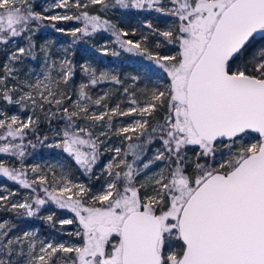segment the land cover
Wrapping results in <instances>:
<instances>
[{"label": "snow or ice", "instance_id": "6c2138e0", "mask_svg": "<svg viewBox=\"0 0 264 264\" xmlns=\"http://www.w3.org/2000/svg\"><path fill=\"white\" fill-rule=\"evenodd\" d=\"M95 6L99 12L151 9L175 17V26L161 30L146 22L145 27L153 38H162L157 48L178 45L179 51L149 52L146 35L122 39L129 33L91 14ZM73 20L83 26H58ZM47 27L71 35L72 44L111 32L120 49L150 62L145 73L162 69L170 83L163 90L125 86V98L111 105L119 89L98 97L90 89L124 82L85 63L79 71L86 80L73 101L68 88L77 69L67 57L71 45L58 59L52 44H37L36 34ZM37 50L42 76L32 82L17 65L36 59ZM100 51L109 54L106 47ZM0 53L5 58L0 101L33 112L22 119L0 109L5 142L0 153L20 163L18 168L0 163V175L29 190L0 191V210L39 218L53 228L79 225L67 233L79 243H69L41 240L29 231L14 235L16 224L0 220V264H264V0H53L43 11H36L32 0H0ZM131 80L136 85L139 77ZM121 117L133 119L118 123ZM55 120L64 128L53 127ZM41 123L53 139L62 136L47 147L60 148L89 179L104 178L98 190L63 171L57 175L54 165L26 171L27 149L36 147L31 140L25 143L29 133L41 144L49 140L37 134ZM252 133L258 141L245 143ZM113 137L126 147L112 146ZM221 148L228 158L216 166ZM106 153L111 158L102 164ZM51 205L74 217L57 221L55 211L41 216Z\"/></svg>", "mask_w": 264, "mask_h": 264}, {"label": "rangeland", "instance_id": "374dc122", "mask_svg": "<svg viewBox=\"0 0 264 264\" xmlns=\"http://www.w3.org/2000/svg\"><path fill=\"white\" fill-rule=\"evenodd\" d=\"M32 2L34 4V7H35L36 11H43L44 8L49 7L53 3V0H32ZM98 9H99V6H95L94 8H90L89 11H90L91 14H101V15L104 16L105 12H99ZM135 10L147 11V12H152V13L154 11V10H151V9H135ZM58 11H60V10H58ZM72 11L75 12L76 10L73 9ZM69 14H72V13H69ZM177 23H179V22L176 21V19L174 17L170 16V19H168L165 22H162V25H161L162 29L161 30L165 29L169 25L175 26ZM58 26L64 27V28L70 30V29H74L76 27H82L83 25H82V22L73 20V21H68V22H61ZM58 34H59V39H57V41L51 39L49 35H46L45 39H44L45 41H42L39 44H44L46 42L52 44L53 45L54 54L57 56L58 59H62V58H64L63 57V49L67 48L68 45H69L70 39L72 41L74 38L71 35H68V34H64V33H58ZM62 36H65L67 38V41L66 40H62V39L60 40V37H62ZM122 39H128V38H123L122 37ZM83 41H85L86 43L92 44V46L95 47V49L97 51L96 54L100 55L99 58H101V60H99V58L94 56L92 59L81 61L79 63V66L81 64L88 63L92 67L96 68L97 70L108 71L111 74L118 75V70H117V65H116L117 62H116V60L112 59V57H116V56H112L110 54L112 51H117V52H119L122 55H124L125 53L128 54V55H133V57H135L134 60L140 61L141 63L145 64L143 69H145V67L148 66L149 63H150L147 60L145 61L144 60L145 58H143L141 56H137L135 54H130V53L124 52L122 49H120L118 42H116L115 37H113L111 35V32L99 31V32L93 34L91 37H84ZM21 43H23V42L21 41ZM105 47L109 50V54L108 55H103L101 53V51H100L102 48H105ZM178 51H179V47L178 48H174L170 53L163 54V55H175L176 52H178ZM67 57H68V59H70L69 58V54H67ZM105 57H110V60L106 61ZM99 61H101V62H99ZM42 63H43L42 57H40L38 55V58L35 61H32V62L29 61L24 66L23 65L22 66L18 65L17 67L22 69L21 75H22L23 78L34 82L38 77L42 76ZM57 71H58V69H57ZM162 72L165 73L162 69L153 67V70H152L151 73L154 76L155 74L158 75V74H160ZM80 75L82 76L81 82L85 81L86 77L83 75V73H81ZM160 82L163 83L162 89H164L166 87V85L168 83H170V78H169V80H165V79L161 80L160 79ZM75 91L76 90H74V91L69 93L70 95H72L73 101H75L77 99V96L75 95ZM105 92H109V93L115 92V86H113V83H111V82H103V83H100V84L96 85L95 87H93V89L92 88L90 89V94L93 97H98L100 95H103ZM124 98H121L120 100H123ZM141 99H143V98H141ZM110 104L114 105L115 103H114V101H110ZM128 107H129L128 103H123L122 104V108L127 109ZM0 109H2L4 111H7L9 113V115H12V114L19 115L22 119L26 118L28 115H32L33 114L31 109L21 110L18 106L14 107V106H11V105H6L4 101H0ZM36 114L42 116V114L39 112V110L36 111ZM132 119H133V117H121V118H118V123H129ZM77 123L80 124V126H83L84 122L83 121H77ZM0 131H2V130H0ZM50 132H52V131H50ZM50 132L47 135H49V140H51V143L62 139V136L55 137V139H53V135L51 136ZM9 139H11V138H9ZM255 141L256 140L253 139L251 141V143H255ZM13 142L14 143H18L19 141L17 140V141H13ZM4 143H5L4 141H0V146H2ZM110 144L112 146H122V145H120L119 139L115 138V137H113V139L110 141ZM122 147H126V145H123ZM156 147H159V145L156 144V145L152 146L153 149L156 148ZM83 150L87 151L88 149L85 147ZM148 153H149L148 154L149 157H151V155L153 154L152 151H149ZM8 155L9 154H7V153H0V163H4L5 166H7L9 168H13V167H17L18 168V167H20L19 161L15 157H11V156H9L10 158L6 157ZM66 155L67 154L64 153L60 148H56V149H53V150L52 149H49V150L47 149V150H45L43 152L42 155H35V154H33V152L30 151V152H28V155L26 156V158L24 160V164L26 166V171L30 168L31 165H40L42 168L45 169V171H47V166L48 165H54V166H56V168H55L56 172L58 171L57 175H59L62 172V171L60 172V169H61L60 166L62 165L63 166L62 169H63L64 174L69 175L71 179L77 181L78 183H84L85 184L83 179L81 180L80 178H78L79 175H77V174L70 175L69 174L70 171L65 167L67 162H65L63 160L64 157H66ZM111 155H112V153H106L102 157L101 163L102 164H106L109 161V159L111 158ZM129 159H131V157H129ZM158 170H159L158 168H154L153 169V171H158ZM95 172L97 174H100V167H97L95 169ZM32 175L33 174L30 171H28V178L29 179L32 178ZM0 178L1 179H5V184H7L8 181L12 183L11 187H7L5 184L1 183L0 191H2L5 188L13 189V190L19 189V191L21 193L29 191V190L20 189L18 184H16L13 181L7 180V178L3 177L2 175H0ZM103 183H104V178L101 177V180L98 181V189L101 187V185ZM19 198L20 197H16L15 199H19ZM3 212H5V211L0 210V213H3ZM73 217L74 216L70 212H67V211H64L63 213H56V220L57 221H59L61 219H72ZM5 219L8 220L11 223L13 222L10 219V216H8ZM57 225H58L56 227L57 232L56 233H52V234L49 233L48 235L43 233L42 231H40V229H39V227L37 225H35L33 227L25 225L24 228H17L16 232H17V234L18 233L22 234L25 231L35 232L39 239L45 240V241H47L49 239H52V238H55L57 241H67L69 243H79V240L76 237H74V236L70 237V236L67 235V233L75 232L79 228L78 222L76 223L74 221V223L71 224V225H60L59 223H57Z\"/></svg>", "mask_w": 264, "mask_h": 264}, {"label": "trees", "instance_id": "16d2710c", "mask_svg": "<svg viewBox=\"0 0 264 264\" xmlns=\"http://www.w3.org/2000/svg\"><path fill=\"white\" fill-rule=\"evenodd\" d=\"M155 12V13H154ZM105 19H110L113 24H116L119 28L124 29L129 33L127 37L123 38H128L132 39L134 41L140 40L142 35L148 36V41H147V49L149 52L156 53L159 52L160 55L163 54H168L170 53L174 48H178V45H166L165 47L157 48L156 43L157 40H160L162 38L160 37H155L153 38L150 34V31L147 27H145L146 22H151L155 28H161L162 22L167 21L170 19V16H164L160 13H156V11L152 12H147V11H140V10H135L133 8H115V9H110L109 11L105 12L104 15ZM175 18V17H174ZM176 19V18H175ZM176 21H178L176 19ZM179 22V21H178ZM133 30H135L136 35H132ZM49 35L51 39L56 40L59 39V34L55 31L52 30L51 27L47 28H42L35 36V40L37 44H39L42 41H45V36ZM66 40L67 38L65 36L60 37V40ZM73 41V40H72ZM72 41L70 39L68 47L71 45V49L69 54V58L72 60L73 64L76 66L77 69V75L73 81V83L69 86L68 92H72L76 90L77 86L81 82L82 76L80 75L81 72L79 71V63L84 60L92 59L94 56L97 58L100 57V55L96 54V49L92 44L86 43L83 41V39L78 40L75 44H72ZM56 43V42H55ZM67 47V48H68ZM36 57L38 58V50L36 53H34ZM36 58V59H37ZM106 61L110 60V57H105ZM135 57L133 55H128V54H120L119 56L112 57V59L116 60V65H117V70H118V75L119 78L124 82L122 85H114L115 86V92L117 89H119L118 92H116V95L111 101H114L116 103V100H120L121 98L125 97V94L123 93V87L128 86V87H133L135 86L138 89H162L163 83L160 82V79L163 80H169L168 76L166 73H160V74H155L153 76L152 73H145V69L143 67L145 66L144 63H141L140 61L134 60ZM144 58V57H143ZM4 55L0 53V64L4 63ZM36 59H25L23 61V64L19 66H24L27 64L29 61H35ZM101 60V58H99ZM146 61V59H144ZM101 62V61H99ZM18 66V65H17ZM133 76H138L139 80L136 83V85L132 84L131 78ZM93 89V88H92ZM143 98V97H141ZM59 126L60 129L64 128V122L61 120H55L53 121V126ZM49 126L47 123H41L38 129V135L42 139L44 135H47L49 131ZM50 135L52 136L53 133L50 132ZM49 136V135H47ZM258 139V138H257ZM28 140H31L33 144L36 145L35 148L29 147L27 149V152H33L35 155H42L45 150L49 149H56V148H49L47 147L48 143H51V140L45 141L43 144L39 143L38 140L36 139V135L29 133L28 137L25 140V143H27ZM253 139L248 138L247 136L245 137L244 142L250 144ZM158 145V144H157ZM149 153H147L148 155ZM189 156H192V151H189ZM10 155L6 156L9 157ZM10 158V157H9ZM228 158V152L226 149L221 148V153H218L216 157L215 164L216 166L219 165V163L223 162ZM67 164L65 167L70 171V175L72 174H77L79 175L78 178L85 182L86 185H91L93 187V190L96 191L98 189V181L95 180V177L92 179H89L87 176H85L78 168V166L74 163V161L66 155L63 159ZM64 162V163H65ZM76 166H75V165ZM63 171V169H60V172ZM191 171V170H190ZM58 172V171H57ZM1 183L5 184V179L0 178V185ZM11 182H7L5 184L7 187H11ZM55 211L56 213H63L64 211L70 212L68 210H59L56 208L55 205L51 206H46L40 213L41 216H46L50 212ZM71 213V212H70ZM74 216V213H71ZM10 216V219L13 221L12 223L16 224V228L14 229L13 234L14 235H19L17 234L16 229L17 228H24L25 225H28L30 227H33L37 225L40 229L45 234L49 233H56L57 229L56 227L58 226L57 223L55 227L53 228L51 225H49L47 222L39 219V218H25V217H18L16 216L15 213L13 212H3L0 213V220H4ZM58 217V216H57ZM77 223V222H76ZM174 246L178 250V244L177 242L173 241Z\"/></svg>", "mask_w": 264, "mask_h": 264}, {"label": "flooded vegetation", "instance_id": "af4514ba", "mask_svg": "<svg viewBox=\"0 0 264 264\" xmlns=\"http://www.w3.org/2000/svg\"><path fill=\"white\" fill-rule=\"evenodd\" d=\"M248 138H250V139H255L256 141L255 142H257L258 141V139H259V137L258 136H256V135H254V134H250L249 136H247ZM258 138V139H257Z\"/></svg>", "mask_w": 264, "mask_h": 264}, {"label": "water", "instance_id": "95a60500", "mask_svg": "<svg viewBox=\"0 0 264 264\" xmlns=\"http://www.w3.org/2000/svg\"><path fill=\"white\" fill-rule=\"evenodd\" d=\"M252 134H254V135L258 136V134H255V133H252ZM258 137H259V136H258Z\"/></svg>", "mask_w": 264, "mask_h": 264}]
</instances>
